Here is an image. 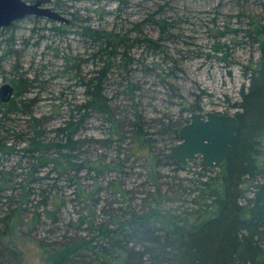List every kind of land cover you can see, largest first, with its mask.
<instances>
[{
  "label": "trees",
  "instance_id": "16d2710c",
  "mask_svg": "<svg viewBox=\"0 0 264 264\" xmlns=\"http://www.w3.org/2000/svg\"><path fill=\"white\" fill-rule=\"evenodd\" d=\"M234 1L251 2L261 9V14H253L238 27L213 34L216 42L212 49L224 53L222 59L229 48L220 39L228 34L232 35L230 41L256 52L255 58L251 54L242 65L247 84H242L239 99L232 104L237 109L238 128L224 163L203 169L194 161L198 168L185 179H166L159 166H171L174 174L187 168L177 164L167 150L178 140L177 131L188 118L180 113L175 119H150L147 123L134 101L138 88L133 74L139 60L130 49L137 43L162 52L165 64L171 62L168 71L161 68L166 74L160 75L174 92L166 76L175 77L180 64L161 43L175 42L174 26L170 28L172 23L165 17L153 22L159 29L155 40L147 34L127 39L125 34L90 24L78 25L75 33L95 48L91 57L98 64L88 78L73 73L83 85L85 98L58 125L50 124V116L36 115L37 99L26 93L36 87L39 75L29 78L19 69L18 51L11 46L14 38L6 39L8 48L0 54V70L7 63L16 78L10 83L12 97L0 102V264L22 261L15 240L25 239L22 234L29 239L28 230L42 223L41 218L52 225L62 222L66 190L81 205L77 216H70L65 223L73 233H62L48 244L39 240L38 244L53 264H264V0ZM51 3L58 10L59 1ZM244 14L239 10L236 17ZM17 21L0 29L13 31ZM72 24L70 19L64 26L47 29L64 34L65 27ZM69 61L68 57L65 69L71 72L74 69ZM112 76L118 79L116 96L119 91L132 102L130 112L119 114L112 108L110 102L116 97H108L107 89ZM183 109L201 107L191 104ZM93 115L108 125L105 138H81L79 130ZM124 140L129 156L141 158L146 169L148 188L143 198L135 196L119 176L128 157L108 159L98 150L113 143L119 147ZM13 159L14 163L7 165ZM111 173L115 176L106 179ZM102 193L107 197L101 198ZM108 197H112L110 203ZM173 201L178 205L173 207Z\"/></svg>",
  "mask_w": 264,
  "mask_h": 264
},
{
  "label": "rangeland",
  "instance_id": "374dc122",
  "mask_svg": "<svg viewBox=\"0 0 264 264\" xmlns=\"http://www.w3.org/2000/svg\"><path fill=\"white\" fill-rule=\"evenodd\" d=\"M58 1L60 6L58 11H63L62 14L74 22L65 27L64 34H56L48 30L47 28L54 25L64 26V22L51 20L46 16H39V19L25 17L16 22L13 31L5 32L0 29V54L7 47L6 39L12 36L14 42L11 46L19 54L17 59L18 66L21 67L19 69L26 72L25 75L29 78L34 74L39 75L36 87L27 92L26 96L37 99L34 109L36 115L50 116L51 125H58L71 108L85 98L83 85L79 79L72 76L73 73L78 71L80 78H88L98 64L97 60L91 57L95 48L91 47L89 42L85 43L83 38L75 33L79 29V24H90L100 30L125 34L127 39L139 38L147 34L155 40L159 36V29L153 22L160 20L162 16L168 23H172L169 25L170 28L174 26L175 42L165 40L161 43L164 44V49L179 61L180 69L175 71V77L166 76V80H171L173 83V92L168 84L161 80V75L166 74L161 68L168 71V66L171 65V62L165 64L163 60L165 55L159 50L148 48L143 42H136L137 44L132 46L130 54L139 60L137 71L133 74V80L138 88L134 94V101L138 103V109L142 110L144 120L151 123L150 119H175L181 113L184 118H188L185 121L187 123L193 112L205 114L213 111L230 115L236 112L237 109L232 104L239 99L238 91L242 84H247L241 68L251 54L256 57V52L251 47L230 41L232 35L228 34L220 39L229 48L225 58L222 59L225 54L216 53L212 49L216 42L213 34L225 28L238 27L253 14H261V9L256 4L251 2L242 4L234 0ZM48 4L53 6L51 1ZM45 5L47 3L42 4ZM239 10H243L245 14L237 18L236 14ZM68 57L70 58L68 65L73 66L74 69L71 72L65 69ZM13 60L15 61L16 58L13 57ZM135 66L133 65V68ZM13 73L11 65L3 64V70H0V84L4 82L13 84L12 79L15 77ZM117 80L113 79V76L109 79L108 97L111 99L116 97L110 102L112 108H115L119 114H124L132 110V102L119 91L118 97L116 96ZM191 104L200 105L201 109L184 111V106ZM99 117L93 115L84 121L86 126L79 130L81 138L106 137L108 125ZM176 142L178 140L173 141L169 147ZM126 146L124 140L119 147L113 143L98 150H102L108 159L115 158L116 155L121 159L128 157L119 176L124 179L126 187L135 192V196L143 198L148 188L144 176L146 169L141 158L134 159L129 156ZM169 151L170 148L167 152ZM14 161L15 159L8 161L7 165L11 166ZM195 161L199 163L198 160ZM186 166L185 170L175 174L171 171V166L161 164L159 170L161 174L166 175V179L172 176L185 179L191 177L192 172L198 168L194 161ZM113 176L114 173L107 174L106 179ZM106 179L102 180L103 184L106 183ZM65 194L66 205L62 222L52 225L48 221L45 223V219L41 218L42 223L31 225L30 228L34 230H28L31 233L28 235L29 239L22 234L25 239L15 240L22 252V261L19 264H53L38 244H40L39 240H42V244H48L62 233H73L72 228L65 223L70 216H77L76 211L80 210L81 205L74 201L69 190H66ZM106 194L102 193L101 198H106ZM111 201L112 197H108L107 202ZM119 202L123 200L119 199ZM118 203L112 206L115 207ZM170 203H173V207L178 205L177 201ZM101 204L103 203L100 202Z\"/></svg>",
  "mask_w": 264,
  "mask_h": 264
},
{
  "label": "water",
  "instance_id": "95a60500",
  "mask_svg": "<svg viewBox=\"0 0 264 264\" xmlns=\"http://www.w3.org/2000/svg\"><path fill=\"white\" fill-rule=\"evenodd\" d=\"M51 0H0V28L28 15L46 16L51 20L69 23L70 19L48 3ZM47 5L42 6V4ZM14 88L8 83L0 84V102H7L13 95ZM238 120L234 114L208 111L193 112L189 121L179 127L178 142L170 147V156L180 165H186L199 159L202 168H214L228 158Z\"/></svg>",
  "mask_w": 264,
  "mask_h": 264
},
{
  "label": "bare ground",
  "instance_id": "6f19581e",
  "mask_svg": "<svg viewBox=\"0 0 264 264\" xmlns=\"http://www.w3.org/2000/svg\"><path fill=\"white\" fill-rule=\"evenodd\" d=\"M178 140H179V139H178ZM176 143H177V142H176ZM195 160H198V162H199V159H195ZM195 160H193V161H195ZM193 161H192V162H193ZM203 169H204V168H203ZM207 169H208V168H207Z\"/></svg>",
  "mask_w": 264,
  "mask_h": 264
}]
</instances>
